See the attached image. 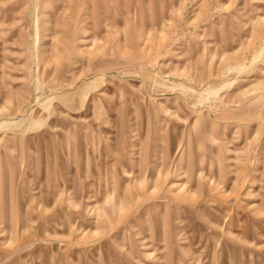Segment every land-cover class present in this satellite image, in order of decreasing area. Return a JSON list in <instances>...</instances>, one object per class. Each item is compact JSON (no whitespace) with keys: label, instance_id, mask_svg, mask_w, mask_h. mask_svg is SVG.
<instances>
[{"label":"rangeland","instance_id":"374dc122","mask_svg":"<svg viewBox=\"0 0 264 264\" xmlns=\"http://www.w3.org/2000/svg\"><path fill=\"white\" fill-rule=\"evenodd\" d=\"M0 264H264V0H0Z\"/></svg>","mask_w":264,"mask_h":264}]
</instances>
